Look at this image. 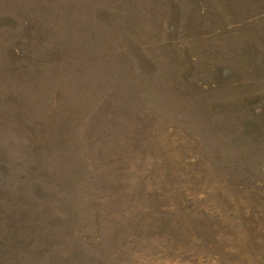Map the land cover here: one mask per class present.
<instances>
[{"label":"rangeland","instance_id":"rangeland-1","mask_svg":"<svg viewBox=\"0 0 264 264\" xmlns=\"http://www.w3.org/2000/svg\"><path fill=\"white\" fill-rule=\"evenodd\" d=\"M0 264H264V0H0Z\"/></svg>","mask_w":264,"mask_h":264}]
</instances>
